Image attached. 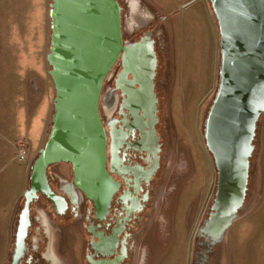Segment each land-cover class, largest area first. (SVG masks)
<instances>
[{
	"label": "flooded vegetation",
	"instance_id": "af4514ba",
	"mask_svg": "<svg viewBox=\"0 0 264 264\" xmlns=\"http://www.w3.org/2000/svg\"><path fill=\"white\" fill-rule=\"evenodd\" d=\"M203 2L212 15L217 41L215 84L205 98L209 100L207 99L200 116L198 131L201 148L208 161L211 181L191 227L187 264H220L225 255L224 236L227 229L219 239L213 240V234L205 231L204 227L213 203L217 180L209 147L214 148L215 137H221L223 134L222 125L213 120L210 127L205 128L207 113L218 85L221 58L218 23L225 27L224 59L226 67L232 69L235 82L222 96L225 101L220 103L219 116L224 118L225 122H229L228 118L232 114L227 113L223 107L226 101L236 95L242 97L246 94V89L237 77L239 71L234 69L237 56L233 50L234 55L228 53V50H231L230 45H233V27L232 22L230 23L232 17L221 11V7L217 5L216 15L212 11L211 1ZM119 5L123 13L125 7L121 2ZM142 9L141 14H137L140 20L146 19L145 15L149 14L147 10ZM254 12L259 15H255L252 20L245 16V12H240L237 25L248 31L251 40L244 37L242 39L245 51L254 53L256 62L260 64L261 58H264V0L259 1V9ZM152 18L146 28L135 31L129 38L124 35L123 42L135 45L143 38H150L156 59L155 73L143 77L136 69L138 63L125 67L119 60L102 83L98 98L100 123L106 138V172L114 186L110 198L106 202L101 199V202L95 205L92 199L74 185L71 167L64 163L48 166L45 180L49 192L60 204L59 209H54L44 196L35 193L36 197L27 207L28 225L24 236L17 241L18 218L25 203L22 196L12 220L2 264H153L159 252L161 253L167 245L176 191L189 175L185 153L181 150L174 153V149L169 145L166 109V79L169 73L165 56L167 38L161 30V22L164 19L160 17L159 24L155 17ZM259 70H264L263 65ZM262 117L259 115L257 118L251 141L253 149L248 157L244 201H247L248 180L252 174L253 156L259 138L256 132L257 124ZM29 178L26 191L30 187ZM243 204L235 220L242 216L239 211ZM263 242L264 234L260 250L264 246Z\"/></svg>",
	"mask_w": 264,
	"mask_h": 264
},
{
	"label": "water",
	"instance_id": "95a60500",
	"mask_svg": "<svg viewBox=\"0 0 264 264\" xmlns=\"http://www.w3.org/2000/svg\"><path fill=\"white\" fill-rule=\"evenodd\" d=\"M209 1L213 13L216 14L217 5L221 7V11L232 17L230 23L232 22L233 27V45H230L231 50H228V53L237 56L234 69L239 71L237 77L246 89V94L242 97L236 95L226 101L223 107L227 113L232 114L228 118L229 122H225L224 118L219 116L220 103L225 101L222 96L235 82L232 69L226 67L224 59L225 27L218 23L221 54L218 85L205 120L206 129L210 127L212 120L223 128L222 136L214 139V148L209 147L217 180L204 230L211 232L212 239L215 240L219 239L235 220L244 202L248 157L253 149L251 141L258 116H264V70H259L261 65L264 69V58H261L260 65L256 62L254 53L245 51L242 39H250V36L243 26L237 25L240 12H245V16L250 20L259 15L254 10L259 9L261 0ZM50 2V44L45 61L49 67L47 75L52 81L55 96L46 142L30 165V187L22 194L25 203L18 218L17 241L24 236L28 225L27 207L36 197L35 193L44 196L54 209H59L60 204L49 192L45 180L48 166L60 163L68 165L72 168L73 182L79 191L92 199L95 205L101 202V199L108 201L114 186L107 177L106 138L98 112L102 83L119 60L125 67L138 63L136 69L143 77L154 74L156 67L150 38H143L135 45L123 42L124 35L129 38L135 31L146 28L153 20L148 13L145 15L146 19L140 20L137 17L142 8H145H141L140 0ZM120 2L125 7L123 13ZM213 77L215 78V71ZM206 145L208 147L207 143Z\"/></svg>",
	"mask_w": 264,
	"mask_h": 264
},
{
	"label": "rangeland",
	"instance_id": "374dc122",
	"mask_svg": "<svg viewBox=\"0 0 264 264\" xmlns=\"http://www.w3.org/2000/svg\"><path fill=\"white\" fill-rule=\"evenodd\" d=\"M140 3L156 22L160 24V17L164 19L161 30L167 38L169 145L174 153L176 150L185 153L189 175L177 188L170 238L153 264H187L191 227L211 181L198 131L208 99L205 98L214 84L216 28L203 0H140ZM49 4L50 0H0V264L33 163L27 166L26 161L17 162V150L24 146L28 151L21 142V138L27 137L21 112L30 113L32 104L44 109L50 96L52 110L55 96L45 61L50 44ZM30 77L37 84L36 87L32 84L27 93L25 86ZM256 132L259 138L247 201L239 211L242 216L225 233V255L220 264H264V246L257 249L264 228V116L258 121Z\"/></svg>",
	"mask_w": 264,
	"mask_h": 264
},
{
	"label": "crops",
	"instance_id": "0c3cea01",
	"mask_svg": "<svg viewBox=\"0 0 264 264\" xmlns=\"http://www.w3.org/2000/svg\"><path fill=\"white\" fill-rule=\"evenodd\" d=\"M44 83L46 86L47 81L45 79H44ZM32 84L33 86L36 87L37 82L36 84H34L33 80L30 77L28 79L27 85L25 86V90L27 93L30 92V89L32 88L31 87ZM50 97H47L48 105H46L44 109L42 108L39 109L40 106L39 108L38 106L37 108H35L34 105L32 104L30 113L21 112V115L23 116L22 128L25 129L27 133V137L21 138L22 140L21 142H23L27 146V149H28L27 151L28 156L26 158L27 166L32 163L35 157V154L42 149L43 142H44L43 140L46 137V131H47L46 125L50 119L49 111L51 110V105L48 101ZM14 147H15V144H14ZM0 150H1V147H0ZM263 234H264V228H262V231L260 232L261 237L259 236V244L257 247L258 250H259V247L262 241Z\"/></svg>",
	"mask_w": 264,
	"mask_h": 264
},
{
	"label": "built area",
	"instance_id": "2783aa9c",
	"mask_svg": "<svg viewBox=\"0 0 264 264\" xmlns=\"http://www.w3.org/2000/svg\"><path fill=\"white\" fill-rule=\"evenodd\" d=\"M16 156H17V162H25L26 158H27V150L24 148V146H21L17 152H16Z\"/></svg>",
	"mask_w": 264,
	"mask_h": 264
}]
</instances>
